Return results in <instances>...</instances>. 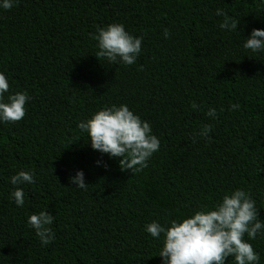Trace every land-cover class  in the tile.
Returning a JSON list of instances; mask_svg holds the SVG:
<instances>
[{
    "label": "trees",
    "instance_id": "obj_1",
    "mask_svg": "<svg viewBox=\"0 0 264 264\" xmlns=\"http://www.w3.org/2000/svg\"><path fill=\"white\" fill-rule=\"evenodd\" d=\"M217 8L240 21L237 32L219 28ZM110 23L142 37L134 64L94 55L90 34ZM253 28L264 29L261 0H16L0 10V72L10 92L31 97L20 121L0 124V264H161L145 225L211 208L237 188L264 220V53L242 47ZM113 104L159 139L139 173L121 171L77 127ZM205 124L210 138L195 136ZM77 169L85 190L69 183ZM20 170L35 177L19 185L23 207L9 196ZM41 210L55 217L47 246L26 223ZM244 239L264 264V236Z\"/></svg>",
    "mask_w": 264,
    "mask_h": 264
},
{
    "label": "clouds",
    "instance_id": "obj_2",
    "mask_svg": "<svg viewBox=\"0 0 264 264\" xmlns=\"http://www.w3.org/2000/svg\"><path fill=\"white\" fill-rule=\"evenodd\" d=\"M15 3L16 0H0V10H10ZM215 14L223 17L219 23L221 30L237 32L240 21L229 17L222 8H217ZM169 34V29L165 28L164 38L167 39ZM90 36L96 42L94 55L109 63L132 65L141 54L142 37L130 34L121 23L97 27ZM242 47L252 53H264V29L253 28L246 38H242ZM30 99L26 92H10L9 81L0 72V124L20 121ZM192 107L197 108L198 105L193 103ZM239 107L238 102L230 103L228 110H238ZM206 115L215 119L217 110L209 107ZM77 127L87 134L93 150L107 154L110 159H118L121 171L130 170L132 174L146 168L160 146L150 124L125 104L104 106L90 118L80 121ZM211 131L212 125L205 124L195 136L210 138ZM96 164L101 166L100 161ZM34 182L31 170H20L10 176L9 183L16 187L9 196L16 206L23 207L25 203L24 189L19 185ZM69 183L81 190L88 186L82 169L69 176ZM258 213L251 195L237 188L225 193L211 208L165 224L153 220L145 225L144 230L152 238L160 240L158 256L161 264H225L229 257L234 264H260L259 253L244 239L245 234L250 240L258 235L264 236V220L258 218ZM54 218L48 210L33 213L27 218L26 223L34 230L42 246L49 245L55 238L51 228Z\"/></svg>",
    "mask_w": 264,
    "mask_h": 264
}]
</instances>
